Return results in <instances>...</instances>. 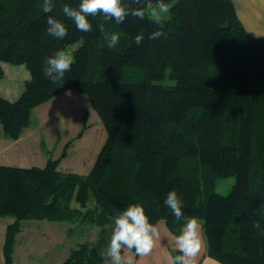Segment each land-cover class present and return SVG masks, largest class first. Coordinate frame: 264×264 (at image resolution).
I'll return each instance as SVG.
<instances>
[{
    "label": "trees",
    "instance_id": "trees-1",
    "mask_svg": "<svg viewBox=\"0 0 264 264\" xmlns=\"http://www.w3.org/2000/svg\"><path fill=\"white\" fill-rule=\"evenodd\" d=\"M80 2L53 0L48 15L68 30L59 40L47 33L43 0H0V80L4 62L30 72L16 100L0 94L4 135L18 139L37 106L70 90L87 95L108 132L88 174L59 168L67 147L43 167L0 165V216L13 218L5 264H14L24 220L101 227L96 242L72 248L60 264H104L106 226L130 204L180 234L184 220L177 222L164 204L173 189L184 215L202 221L208 256L222 264H264V38L246 31L233 0H176L166 36L157 40L148 39L157 25L133 16L122 24L89 17L93 31L81 32L62 12ZM150 2L156 0L144 6ZM101 23L119 33L115 48H108ZM59 50L75 62L53 83L42 69ZM167 79L175 84H163ZM230 176L231 191L216 192V178Z\"/></svg>",
    "mask_w": 264,
    "mask_h": 264
},
{
    "label": "rangeland",
    "instance_id": "rangeland-1",
    "mask_svg": "<svg viewBox=\"0 0 264 264\" xmlns=\"http://www.w3.org/2000/svg\"><path fill=\"white\" fill-rule=\"evenodd\" d=\"M175 1L170 4L173 5ZM149 4L155 3L150 2ZM172 16L170 9L166 19H171ZM79 44L71 45L70 52L76 49ZM4 65L6 75L2 78L1 84L20 88L17 92L23 90V73L30 74L26 66L6 62ZM162 83L174 85L175 81L167 79ZM73 93L35 108L32 112L31 123L35 129L34 132L40 137L45 136L49 147L53 146L51 148L54 152H50V155H54L56 152L61 155L64 148L67 147V154L59 167L61 170L88 174L106 141L108 132L87 95L75 91ZM40 161L38 155L35 163ZM235 182V176L216 178L214 190L226 195L231 191ZM8 218L11 217H5V219ZM198 220L202 225V221ZM112 226L113 222L106 226L107 244L110 241ZM157 226L160 230V239L156 242L152 254L143 258L134 253L127 254L131 258V264H169V256L179 254L174 243L177 234L170 230L165 220H160ZM164 227H168L169 234L162 231L165 229ZM100 232L101 227L87 222L80 224L49 220H24L14 246V264H59L60 260L62 261L68 256L72 248L83 242H96ZM171 232L173 236H171ZM202 234L204 245L201 253L207 248L203 225ZM201 253L197 257V262Z\"/></svg>",
    "mask_w": 264,
    "mask_h": 264
},
{
    "label": "clouds",
    "instance_id": "clouds-1",
    "mask_svg": "<svg viewBox=\"0 0 264 264\" xmlns=\"http://www.w3.org/2000/svg\"><path fill=\"white\" fill-rule=\"evenodd\" d=\"M146 0H81L78 7L63 5L62 12L81 32L93 31L89 17L102 16L117 24L124 23L126 17L133 16L139 20L148 19L157 25V29L149 34V40H157L166 36L165 21L172 5L166 0H156L155 4H147ZM136 5V7H133ZM53 0H43L41 11L46 14L47 33L63 40L68 35L66 25L55 18ZM99 31L105 33L108 48H115L120 42L116 32H105L104 24L98 25ZM135 43L144 41V33L135 36ZM74 57L70 52L59 50L53 56L46 57L42 69L44 76L53 83L63 81L65 73L71 70ZM63 84H61L62 86ZM164 204L171 209L177 222L184 220L180 234L175 237V249L179 253L169 256V264H197V257L204 245L201 222L196 217H186L182 211L183 203L173 189L166 195ZM260 229L259 222L252 224ZM264 231V230H262ZM160 239V230L150 221L141 204H130L126 209L113 217L110 241L100 252L104 264H131L127 254L134 253L138 257L152 254L156 242Z\"/></svg>",
    "mask_w": 264,
    "mask_h": 264
},
{
    "label": "crops",
    "instance_id": "crops-1",
    "mask_svg": "<svg viewBox=\"0 0 264 264\" xmlns=\"http://www.w3.org/2000/svg\"><path fill=\"white\" fill-rule=\"evenodd\" d=\"M233 2L237 16L242 22L246 31L251 36L264 38V0H233ZM3 67L5 71L4 63ZM29 77V73H23L22 79H24V83L27 79H29ZM1 80L0 94L9 100H16L23 90L17 92L20 88H13L10 85L4 86L1 84ZM73 92L74 90H70L61 93L41 105H44L50 102L51 100L58 99L66 95L74 94ZM41 105L37 106L36 108L40 107ZM0 126V165H10L17 167H43L46 165L49 159H58L62 156V153L61 155H59V153L57 152L54 155H50V152H54V150L51 148L53 146L49 147V143H47L46 137L43 134L42 135L44 137H40L36 134V132H34L35 129L32 127V123L23 130L22 134L18 139H11L6 137L2 131V125ZM38 155L41 161L35 163ZM64 157L65 156L61 157L59 167L61 166ZM12 221L13 219L11 218L5 219V217L0 216V264H5L4 242L6 237L7 226ZM164 228L165 229H162V231L168 233V227ZM172 234L173 233L171 232V236H173ZM206 251L207 248L201 253L197 264H222L216 259L208 256L206 254ZM62 261L60 260L59 264Z\"/></svg>",
    "mask_w": 264,
    "mask_h": 264
}]
</instances>
